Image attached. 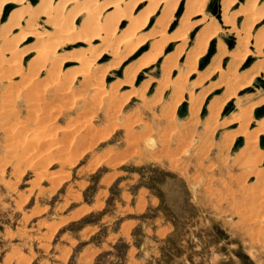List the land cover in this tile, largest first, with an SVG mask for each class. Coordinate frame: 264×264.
I'll list each match as a JSON object with an SVG mask.
<instances>
[{"label":"rangeland","instance_id":"1","mask_svg":"<svg viewBox=\"0 0 264 264\" xmlns=\"http://www.w3.org/2000/svg\"><path fill=\"white\" fill-rule=\"evenodd\" d=\"M77 1L82 7L86 0ZM250 1L255 0H237L232 14ZM28 2L10 6L0 35L12 11L18 17ZM39 2L29 3L31 12ZM222 2H207L204 13L212 24L219 21L215 11ZM184 4L168 35L178 26ZM258 7L263 14L264 0ZM79 17L72 18V38L60 41L51 58L53 66L60 65L54 66L58 73L41 68L34 55L23 59L20 75L10 74L9 56L0 65V95L12 89L7 108H0V264H264V137L254 133L264 128V72L254 77L264 47L256 56L252 43L223 28L189 75L186 61L203 27L194 23L200 18H192L187 46L172 63L176 67L163 65L166 57L176 58L175 45L169 44L153 70L133 78L151 43L115 53L85 38L84 16ZM245 21L237 18L239 30L251 19ZM46 22L39 18L36 27L50 35L54 31ZM116 22L117 35L128 31L125 17ZM17 25L15 35L30 26L29 19ZM251 29V36L264 34V18ZM78 58L90 64L85 78L78 76ZM54 76L60 79L57 85ZM213 103L224 105L215 117L209 109ZM249 106L252 118L245 131L241 111ZM257 122L262 128L256 129ZM38 127L46 128V138L32 136ZM148 142L155 146L149 151Z\"/></svg>","mask_w":264,"mask_h":264},{"label":"bare ground","instance_id":"2","mask_svg":"<svg viewBox=\"0 0 264 264\" xmlns=\"http://www.w3.org/2000/svg\"><path fill=\"white\" fill-rule=\"evenodd\" d=\"M25 1L26 0H0V21L4 18L7 10L10 8V6H21L22 4L25 3ZM29 1L30 2H28V5H26L24 7V10L25 9L26 10L25 11H22L21 14L18 17H15L18 11H12L13 13L11 14V16L7 19V21L2 26L3 27L2 28L3 30L1 29L2 32H1V35H0V39H2L4 41L2 43L5 45V48H4V50L1 51L2 55L0 56V65L3 62L6 61L5 60L7 58L6 56H9V58H10L9 60H11V63H9L8 65H9V68L11 69V71L13 72V73L10 72V74H13V75H14V73L15 74L19 73V75L21 74L20 72L22 71L21 65H22L23 59H25L26 57L32 56V55H34V58H36V59H34V58L33 59L36 60V63L41 68L44 69L47 66H49L50 68L52 67L53 69L56 68L57 66L55 64H57V63H55V61H54V63H55L54 66H56V67H54L53 66V62L51 61L52 60L51 58L55 56V53H56L57 46H58L59 42L60 41L62 42L64 40L67 41V39H65V38H67V37L69 38V36L72 33H75L76 32V31H74V29H75V28H73L74 26L72 25L73 26L72 27L71 24H73V20H76L81 15L84 16V19L82 21L81 34H83V36L85 38H89V41H90V39L91 40L93 39V41H100V42H102L103 44H105V46H108L109 45L110 47H113L115 53H118L122 48H124L125 50H128V49L131 48L130 46H133V45H135L134 46L135 49H134V47H132V48L134 50H138L139 48L144 47V45H145L146 42H150L151 43V45H152L151 46L152 47L151 51L150 52L148 51L149 53L145 54L142 57L141 62L133 69L134 70L133 71V78H134V76L148 73L151 69L153 70V67L157 65V63L159 62L160 59H162V55L165 52V47L167 45H169V44L175 45V52H176V54H174V55H176V58H175V56H174V58H173V56L172 57L171 56L166 57L165 60L163 59L164 60V64L163 65H164L165 68H167V70L168 69L171 70L173 68V66H175V65L172 64V63H174L173 61H175V63H176V60L179 59L182 56V53H183L185 47L187 46L186 41H185V38L187 37V33L189 32V29L192 26H194L196 23L203 24V27L200 30V32L198 33L197 38L195 39L196 40V47H195L194 51H192L193 53L190 56V58H187L189 60L186 61L188 63L187 66L189 68L188 74H189V72H192V71L194 73V70H195V68L198 65V60L206 53V51H207V49L209 47L210 42L221 33V31H222L223 28L224 29L225 28H228V32H230V34L232 36H234L235 38H237V39L242 38V41L244 40L243 42L246 45H249L250 43H252V46L255 49V52L258 53V55H256V56H259L260 55L259 53L262 54V50H263V47H264V34H262V33L261 34L256 33L254 36L253 35L251 36L250 34L247 33L248 27L250 28V30H252L251 28H253V26L256 25V24H259L261 22V20H263V18H264V12H263V14H261L262 12L260 13V9L258 7L259 4H260V1H262V0H255V1H253L254 2L253 4L250 1V3H247L246 4L247 6L245 7V9L241 10L240 13H238V14H232V11H231L232 8H233V6L237 3V0H223L224 3L222 2L221 8L218 7V8H216V11H215L216 13H220V15H219V21L217 22V24H212V22L214 23V19H209L208 16L204 13V9H205V7L207 5L208 0H185V4H184V10L185 11H184V13L182 14V16H181V18L179 20L178 26L173 30V32H172L171 35H168V29L173 24L174 14L181 7V4H182V2L184 0H103V1L102 0H86L85 3L82 4V7H80V4H79V2L77 0H61L60 2H62V1H65V2L64 3H60V4H59V2L54 1V0H40L39 5L36 7L37 11L35 13L31 12V10H30V9H34V8H32L31 6H29V3L31 5V3H33L34 0H29ZM69 7H71V9H69ZM77 7H79V8H77ZM140 7L142 9H139L140 11L137 14H135V12ZM76 8L78 10H73V9H76ZM262 10H264V9H262ZM75 11H77V13H75ZM70 12H74L76 14V17H74L75 14L74 15L69 14ZM103 14H106V16L104 18H103ZM240 16L243 17L246 21H248L249 19H251V22H252V20L255 21V22H253V23L250 22L249 26L246 27L244 30L242 29V31H241V29L239 30L237 28L236 24H235L237 18L240 17ZM257 16H259V17H257ZM123 17H125L127 19V23L129 25V29L127 28L128 31L122 32V33H120V34L117 35V26H116L117 25V22H116V20H119L120 18H123ZM39 18L40 19L41 18H44L47 21L46 23L53 28V31L54 32L51 33L50 35H47L48 33L45 34L43 32H40L39 29L36 27V22L38 21ZM72 18H74V19L72 20ZM192 18H200V19L197 20L196 22H194L195 24L193 23L191 26H189V24H190L189 22H190V20ZM22 19H29L30 26L29 27H26L23 30H20V33L17 34V35H15V32H16L17 26H18L17 25V22H19ZM153 19H154V21L152 23V27H150L151 21ZM146 30H148V31H146ZM262 32H264V31H262ZM79 34H80V31L78 33V36L80 37L81 34L80 35ZM71 38L72 37H70L69 39H71ZM79 39H82V38H79ZM30 40H33L35 42L32 45H29L28 42ZM82 40H84V39H82ZM84 41H86V40H84ZM87 42H88V40H87ZM129 51L130 50H128V52ZM103 52H105V51H103ZM128 52H127V55H129ZM130 52H132V51H130ZM130 54H132V53H130ZM81 55H79V56H81ZM113 56H115V55H113ZM72 59H73V57H72ZM174 59H176V60H174ZM37 60H41V62H39V61L37 62ZM79 61H80V67L82 68V70H81V73L82 74L80 75L79 74L80 72H79L78 73L79 74L78 76L85 78V76H87L88 74L90 75V73H91L89 71V69H90L89 68L90 67L89 65L90 64L89 65L87 64V60L85 61V60H80L79 59ZM34 62L35 61H33V64H34ZM60 64H61V62H60ZM59 66L60 65H58V67ZM27 67H29V66H27ZM115 67H117L116 66V63H114V68ZM1 68H3V66ZM216 68H214L213 71L216 72L217 71ZM20 69H21V71H20ZM106 69L108 71V68H106ZM37 70H35V71L37 72ZM77 70H78V68H77ZM48 71L50 72V69ZM54 71H57V68ZM58 71H57V73H58ZM107 71H106V73H107ZM262 72H264V60L261 61L260 67H259L258 71H255L254 77L255 76H258V74L259 73H262ZM31 73H32V70H31ZM53 73L51 71V73H49V74H52L53 75ZM212 73H214V72H212ZM131 75L132 74H130V76ZM189 75H187V76H189ZM11 76L12 75H10L9 77L11 78ZM29 76H31V75H29ZM55 76L57 77V74ZM101 76H103V75H101ZM9 77H7V78L9 79ZM56 77H55V79H56ZM129 77H128V79H129ZM208 77H210V76H208ZM26 78H25V80H26ZM27 79H29V78H27ZM237 79H238V77H237ZM59 80H60L59 78H57L56 80H54L55 81V85H57L59 83ZM132 82L133 81L128 80L126 83H129L130 84ZM246 82H248V81H246ZM246 82L244 83L245 86H246V84H248ZM183 84H185V83H183ZM159 85H161V84H159ZM237 85H238V83H237ZM181 87L182 86H179L178 85V88L177 89L179 90V88H180V91H181ZM63 88H64V86H63ZM239 88H241V87H239ZM20 89H22L21 86H20ZM96 89L97 88H95V90ZM97 90H98V92L102 93L101 92L102 89L98 88ZM10 91H6V92L1 93V95H0V108L1 109H2L3 106H6L7 104H9V102L11 101V96H12L11 94L12 93ZM18 91H19V88H18ZM41 92H42V90H41ZM68 92L69 91L64 92L61 97H64L63 99H65V97L68 96ZM35 93H36V91H35ZM32 94L33 93H31V95ZM37 95H39V94H37ZM189 96H190V99H192L194 97L193 94H189ZM34 98H35V96H34ZM71 98H72V96H71ZM96 98H97V96H96ZM26 99H27V97H26ZM229 99H233V96H231ZM58 100H60V99H58ZM67 100H69V99H67ZM72 100H73V98H72ZM94 101H95V99H94ZM263 101H261V102H263ZM261 102L256 103V104H261ZM202 103H203V101L201 100V101H199L198 104L201 106ZM214 103H213L212 106H209V109H210L212 115L215 112H219L220 113L221 110L224 108V105L215 106ZM71 104L73 105V103H71ZM13 105H14V103H13ZM250 107L251 106H249V109L246 108L243 111H241L242 112V115L244 116L243 117L244 118L243 119L244 121L243 120H241V121H243V123L245 122L244 123L245 124V129H244L245 131L248 130L247 129V127H248L247 124L250 123L251 118H252L251 117V113H252L251 111L252 110L250 109ZM6 108H7V106H6ZM195 108H193V109H195ZM9 110H8V112H9ZM34 111L39 112V108L38 107L35 108ZM34 111H33V113H34ZM50 111L51 110H49V112ZM52 111H54V110H52ZM58 113H56V114H58ZM47 115H48V117H50L49 114H47ZM6 116H8V115H6ZM213 116L215 117V114ZM236 116H238V115H236ZM48 117H46V118L49 119ZM46 118H45V120H47ZM73 118H74L73 115H69V117H67L68 120H73ZM231 122L232 121H230V123ZM239 122H240V120H239ZM256 124H257L256 129L262 128L261 126L263 125V123L257 122ZM44 126H46V125H44ZM24 127H26V126H24ZM263 129H262V131L260 133L254 132L255 133V136L259 134L260 137L261 136L264 137V130ZM20 130H22V129H20ZM252 131H255V130L253 129ZM240 132H241V130H240ZM250 133H251V131H250ZM250 133H248V134H250ZM47 134H48V132H47L46 128L45 129H39V127H38L36 129H33V131H32V136L36 140H41V139L46 138ZM246 134H247V132H244L243 133V136H245ZM252 136H253V134L250 135V137H251L250 139L253 138ZM247 139H249V138H247ZM153 142H150V143L148 142L145 145L146 150L149 151V150H152L155 147L154 144H153ZM43 143H46V142H43ZM19 144H20V142H19ZM246 144L248 145V143H246ZM30 146H33V145H30ZM110 152H112V151H110ZM107 155L110 157V156H112V153H109Z\"/></svg>","mask_w":264,"mask_h":264}]
</instances>
